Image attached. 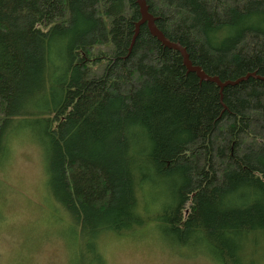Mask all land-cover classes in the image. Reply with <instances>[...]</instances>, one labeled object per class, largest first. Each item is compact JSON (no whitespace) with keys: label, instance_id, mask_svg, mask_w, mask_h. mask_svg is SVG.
I'll use <instances>...</instances> for the list:
<instances>
[{"label":"trees","instance_id":"16d2710c","mask_svg":"<svg viewBox=\"0 0 264 264\" xmlns=\"http://www.w3.org/2000/svg\"><path fill=\"white\" fill-rule=\"evenodd\" d=\"M146 4L205 74L264 76V0ZM139 19L135 0H0V156L33 117L77 264L149 221L218 264H264V80L220 94L145 24L131 44ZM150 187L164 199L148 204Z\"/></svg>","mask_w":264,"mask_h":264},{"label":"rangeland","instance_id":"374dc122","mask_svg":"<svg viewBox=\"0 0 264 264\" xmlns=\"http://www.w3.org/2000/svg\"><path fill=\"white\" fill-rule=\"evenodd\" d=\"M32 119L14 121L0 156V264H77L72 221L47 192L45 151ZM146 196L151 204L165 193L150 187ZM98 247L104 264H218L205 248L172 244L156 221L105 233Z\"/></svg>","mask_w":264,"mask_h":264},{"label":"water","instance_id":"95a60500","mask_svg":"<svg viewBox=\"0 0 264 264\" xmlns=\"http://www.w3.org/2000/svg\"><path fill=\"white\" fill-rule=\"evenodd\" d=\"M135 3L138 6L140 19L134 25V35L132 37L131 44L134 42V40H135V38L139 32L140 26L145 24L150 35L153 36L154 38H156L157 41H159L163 47L173 49L180 54V56L182 58V63L188 72L195 73L200 81H208V82L215 83L217 85V87L219 88L220 94L222 93V90L224 87L229 86V85H236L242 81H245L249 77L264 80V76L263 77L259 76L255 72L248 73L245 76L237 78L234 81L226 80L223 82L217 76H209V75L205 74L199 66H195L191 63L185 47H183L179 42L170 41L156 27L155 22H156L157 18L155 16H153L151 13H149L148 6L146 4V0H135Z\"/></svg>","mask_w":264,"mask_h":264}]
</instances>
